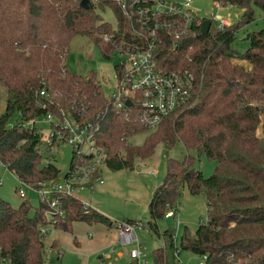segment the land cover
Masks as SVG:
<instances>
[{
	"label": "trees",
	"instance_id": "obj_1",
	"mask_svg": "<svg viewBox=\"0 0 264 264\" xmlns=\"http://www.w3.org/2000/svg\"><path fill=\"white\" fill-rule=\"evenodd\" d=\"M79 1L0 0V87L5 93L0 162L30 185L57 177L52 162L41 163L35 127L25 125L46 113L63 112L76 122L96 125V143L106 150L104 165L111 171L132 170L134 162L149 158L157 145L170 148L180 142L185 155L180 160L166 158L164 177L147 203V230L157 234L156 221L168 210L175 214L181 187L190 195L204 191L206 220L191 235L183 229L179 251L205 255V264H264V0H217L240 7L239 21L222 29L210 22L206 34L194 22L176 52L160 51L159 63L167 69H187L195 87L193 100L163 117L154 129L138 122L134 102L126 107L127 116L116 111L93 74L67 71L68 44L75 35L85 36L105 59L119 48L140 43L136 25L111 2L84 10ZM253 6L261 11L262 24L248 33V47L240 55L245 67L231 61L236 56L231 45L236 32L253 20ZM106 11L112 23L101 17ZM114 72L122 73L119 63ZM11 115L17 116L12 123ZM139 133H146L142 143L130 144L128 138ZM190 150L214 163L212 174L203 176L194 167ZM60 203L63 215L51 228L72 233L77 222L111 228L108 217L84 212L75 197L61 196ZM45 208L38 201L29 213L26 201L13 207L0 198V259L45 263L38 234V227L47 223ZM160 236L163 248L152 251V264H166L165 249L175 248L171 230Z\"/></svg>",
	"mask_w": 264,
	"mask_h": 264
},
{
	"label": "built area",
	"instance_id": "obj_2",
	"mask_svg": "<svg viewBox=\"0 0 264 264\" xmlns=\"http://www.w3.org/2000/svg\"><path fill=\"white\" fill-rule=\"evenodd\" d=\"M88 1L91 6L98 5L100 1H108L115 5L130 24L136 25L135 36L141 43L125 46L116 51L123 57L119 62L122 73L115 75V87L108 95L111 106L116 111H122L124 116H127L126 107L133 106L134 102L139 108L138 122L144 128L154 129L163 117L193 100L195 85L191 72L187 69H167L158 61L163 48L176 52L178 41L186 36L193 23L199 22L200 25L201 21L206 19L199 16L197 10L191 6L190 0ZM213 2L216 10H221L225 6L217 0ZM206 20L209 23L212 22L217 29L231 24L227 18L220 15ZM43 94V91L39 92V95ZM125 100L129 101V105H125ZM42 117L44 122L48 123V129L45 132H41L34 126L35 118L25 122L28 127L34 126L35 133L39 135L37 151L42 160L53 161L58 150L62 146H68L72 155L68 170L60 178H57V175L53 180L30 185L19 180L1 162L0 168L12 175L21 185L17 188V195L23 201H26L23 189H27L36 194L38 201L44 203L46 208L43 216L47 223L38 227L39 239L43 242L52 224L63 215L61 196L75 197L84 212H98L92 204V192L95 186L103 184L101 174L105 167L106 150L96 143V125L90 122H76L63 112H60L59 116L46 113ZM84 191L87 192L86 195L82 194ZM163 217L165 219L175 218V214L168 210ZM110 221L115 241L121 247L125 249L136 245L125 253V256L131 260V264H146V255L140 251L134 234V227L138 226V223ZM175 222L177 227L179 222L176 218ZM172 239H176V234L173 232ZM178 252L179 248L175 246L174 256ZM113 253L114 249L110 247L106 253L98 254V258L102 264H109L108 259ZM43 254L44 264H49L51 260H57L61 256L55 253L50 245L45 244ZM119 256L120 253H116V257ZM200 257L203 261L198 264H204L206 256L201 255ZM0 264L10 263L2 258Z\"/></svg>",
	"mask_w": 264,
	"mask_h": 264
},
{
	"label": "rangeland",
	"instance_id": "obj_3",
	"mask_svg": "<svg viewBox=\"0 0 264 264\" xmlns=\"http://www.w3.org/2000/svg\"><path fill=\"white\" fill-rule=\"evenodd\" d=\"M190 4L197 10L201 18L212 19L216 15H220L227 18L231 24L239 21L242 12L240 7L228 4L221 10H216L213 0H190ZM101 17L105 21L113 22V17L108 11L101 13ZM252 17L251 22L243 25L236 32V39L231 45V49L236 53L231 61L245 67L246 63L241 60L240 55L248 47V41H242V39L247 33L261 27V11L257 7H252ZM122 58L117 52L110 53L108 59L102 58L99 50L85 36L75 35L68 44L66 69L81 76L93 74L103 94L108 96L116 84L114 65L121 62ZM4 103L5 93L0 87V113L4 111ZM259 117L261 118V116ZM16 118V115H11L8 122L12 123ZM34 126L41 132L48 129V123L44 122L43 117L35 119ZM145 134L132 135L128 141L132 145H140ZM256 134L261 136L259 127L256 128ZM70 152L68 146H62L53 161H50L59 171L57 178H60L68 170ZM188 152L195 158L194 167L200 170L203 176L212 174L214 163L205 159L195 150ZM184 155L185 150L180 142H176L170 148L159 144L149 158L135 161L132 170L111 171L104 167L101 174L103 184L95 186L92 192L93 207L100 214L114 222L133 220L138 223V226L134 227V234L140 251L146 255V264H152L154 249L163 248L160 234L164 230H171L176 234L175 246L178 247V239L184 228L185 234L191 235L196 226L206 220L205 192L190 195L183 186L179 189L175 212V218L179 225L176 227L175 218L165 219L163 217L156 221L157 234L146 228V222L149 220L147 203L152 191L164 177L166 158L180 160ZM46 162L49 161H41V163ZM0 181V198L13 207L18 206L23 201L17 195V188L21 185L8 172L2 171V168H0ZM23 191L29 205V213H31L37 206V196L30 190L23 189ZM82 194L86 195L87 192L84 191ZM72 227V233L51 228L44 238L43 243L45 245L53 243V251L55 250V253L61 255L57 260H51L49 264H102L98 254L106 253L110 247L114 249V253L108 259L109 264H131V260L125 256V253L136 245L124 249L115 241L112 229H105L103 225L99 224L88 225L82 222L74 223ZM103 230L106 234L102 233ZM165 251L167 253L166 264H198L203 261L200 256L189 251L180 250L176 256H174L172 247H167ZM116 253H120V256L116 257Z\"/></svg>",
	"mask_w": 264,
	"mask_h": 264
},
{
	"label": "water",
	"instance_id": "obj_4",
	"mask_svg": "<svg viewBox=\"0 0 264 264\" xmlns=\"http://www.w3.org/2000/svg\"><path fill=\"white\" fill-rule=\"evenodd\" d=\"M78 5L80 8L84 10L90 9L92 7L88 0H80ZM209 25L210 23L208 20L206 19L202 20L199 25V32L201 34H206V32L208 31ZM247 39H248V33L243 37L242 41H246ZM125 105H129L128 100H125Z\"/></svg>",
	"mask_w": 264,
	"mask_h": 264
},
{
	"label": "crops",
	"instance_id": "obj_5",
	"mask_svg": "<svg viewBox=\"0 0 264 264\" xmlns=\"http://www.w3.org/2000/svg\"><path fill=\"white\" fill-rule=\"evenodd\" d=\"M105 229H108V228H106V227H105ZM110 229H112V228H110ZM102 233H103V234H106V232H105L104 230H103V232H102ZM107 233H108V232H107ZM118 254H119V253H118Z\"/></svg>",
	"mask_w": 264,
	"mask_h": 264
}]
</instances>
